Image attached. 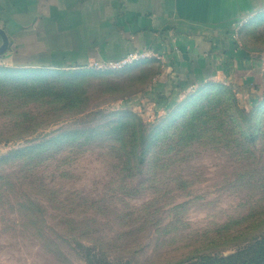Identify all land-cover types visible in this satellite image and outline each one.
I'll return each instance as SVG.
<instances>
[{"label": "rangeland", "instance_id": "obj_1", "mask_svg": "<svg viewBox=\"0 0 264 264\" xmlns=\"http://www.w3.org/2000/svg\"><path fill=\"white\" fill-rule=\"evenodd\" d=\"M232 43L228 68L183 96L154 84L159 58L122 69L1 62L0 93L21 82L45 87L48 100L0 102V156L67 130L93 135L69 136L39 163L0 165V264H89L100 247L103 261L161 264L197 248L229 254L258 234L221 229L243 228L264 210V136L251 144L243 134L264 119V10Z\"/></svg>", "mask_w": 264, "mask_h": 264}, {"label": "crops", "instance_id": "obj_2", "mask_svg": "<svg viewBox=\"0 0 264 264\" xmlns=\"http://www.w3.org/2000/svg\"><path fill=\"white\" fill-rule=\"evenodd\" d=\"M263 10L264 0H0V64L88 68L151 47L165 57L154 84L183 96L228 68L233 32Z\"/></svg>", "mask_w": 264, "mask_h": 264}, {"label": "trees", "instance_id": "obj_3", "mask_svg": "<svg viewBox=\"0 0 264 264\" xmlns=\"http://www.w3.org/2000/svg\"><path fill=\"white\" fill-rule=\"evenodd\" d=\"M17 69H32V68H23V67H15ZM86 68V67H83ZM6 70V69H3ZM160 73V72H159ZM223 84V83H222ZM1 85L6 87V83H2ZM13 86L11 87L12 93L11 92H4V95L0 93V102L1 104H16L19 105V108L21 106L27 105L30 103L31 100H36L39 99L41 101L47 102L48 100V95L46 92V88L39 85L37 86H31L29 84L21 83V82H16L12 84ZM254 83L252 84L251 87L248 88V92L253 94L252 96L254 97V90L256 89V86H253ZM223 86L230 91H232L231 84H223ZM235 95V92H234ZM257 95V94H256ZM236 101V99H234ZM5 106V105H4ZM236 107V105H234ZM238 112H242L241 109L237 106L236 107ZM24 115L27 116L24 112ZM29 116V115H28ZM31 116V115H30ZM29 116V117H30ZM136 117V116H135ZM231 119H233L232 114L230 116ZM26 121L22 120L19 122L21 127H24V124L28 125L30 124L29 122L31 121ZM137 126L143 127V124L141 120H137ZM259 127L254 128V124H250L247 126V131L243 133L245 136L246 140H249L251 144L253 142H256L258 138H261L264 136V119L259 120ZM252 127V129H251ZM133 130L135 129L132 127ZM2 131H0L1 133ZM134 132V131H133ZM132 132V134L135 136V134ZM93 134L90 133L89 135H86L84 133V130H67L60 132L59 134H56L55 136H51L49 138H44L41 142H38L36 144H29L24 147L16 148L8 153L0 156V165L4 163H12L18 158L24 159V163L22 164H31V163H39L41 162L40 160H43V157L46 156L49 153L54 154L57 152V145H64L66 143V139L68 137L74 136L76 137H85L86 139H91ZM243 136V135H242ZM137 137V135H136ZM140 137L143 138V135H140ZM49 150V151H48ZM117 151H120V148H116ZM133 150V149H132ZM130 152V151H128ZM127 152V153H128ZM118 153V152H117ZM126 151L121 152V155H124ZM138 152H135V155L137 156V162L139 163V167L142 165L144 162V155L146 153L145 150H142L139 154ZM126 155V154H125ZM136 159V158H135ZM136 162V163H137ZM264 189V185H263ZM93 201V200H92ZM89 202V203H88ZM93 202H96L95 200ZM98 202V201H97ZM83 205L84 202L76 204L77 206ZM86 205L88 207L95 208L97 205L91 204L89 200H87ZM94 205V206H93ZM86 206V207H87ZM260 214V217L251 221L250 223H247L246 226H243V228H238V230H234L231 232V225L230 223H226L222 226V231L228 233L227 236H247V234L252 233V231H255L257 229L260 230L258 234H254L245 242L243 245L238 246L233 252L229 254H225L224 252H217L219 254H213L211 252H205L202 250V248H197L195 249V255H186L182 256L176 261H166L165 263L161 264H264V210L258 211ZM254 216V212L247 215L246 217H243V220H246L248 218H252ZM240 221V220H238ZM261 223H263V227H258ZM233 233H236L235 235ZM233 234V235H232ZM201 251V252H200ZM104 250L102 247L99 248V252L90 249V252L87 253V259L89 264H115L110 260H105L103 261L102 259L99 258L100 254H104ZM123 263V262H122ZM129 264V262H124V264Z\"/></svg>", "mask_w": 264, "mask_h": 264}, {"label": "built area", "instance_id": "obj_4", "mask_svg": "<svg viewBox=\"0 0 264 264\" xmlns=\"http://www.w3.org/2000/svg\"><path fill=\"white\" fill-rule=\"evenodd\" d=\"M152 58H159L163 61V63H165V57L160 52V50H156L151 47H145L129 52L128 54L119 59H113L108 61L95 60L90 64L89 67L96 69H122L134 63L149 60Z\"/></svg>", "mask_w": 264, "mask_h": 264}, {"label": "water", "instance_id": "obj_5", "mask_svg": "<svg viewBox=\"0 0 264 264\" xmlns=\"http://www.w3.org/2000/svg\"><path fill=\"white\" fill-rule=\"evenodd\" d=\"M0 33L2 34L3 36V43L2 45L0 46V54L1 53H4L7 49H8V46H9V39L5 33V31L0 28Z\"/></svg>", "mask_w": 264, "mask_h": 264}]
</instances>
